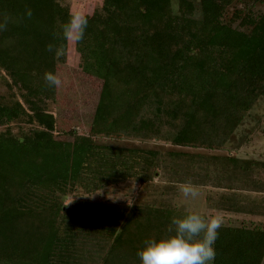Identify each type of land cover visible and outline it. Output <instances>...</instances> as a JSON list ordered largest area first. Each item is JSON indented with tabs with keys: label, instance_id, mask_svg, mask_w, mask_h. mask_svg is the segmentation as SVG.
<instances>
[{
	"label": "trees",
	"instance_id": "16d2710c",
	"mask_svg": "<svg viewBox=\"0 0 264 264\" xmlns=\"http://www.w3.org/2000/svg\"><path fill=\"white\" fill-rule=\"evenodd\" d=\"M68 13L62 0H0V264H141L143 242L189 213L169 196L187 181L218 192L217 211L248 216L223 222L214 264H263L252 217L264 216V162L161 147L222 150L264 96V0H102L84 35L100 86L83 139L58 130L44 80ZM156 180L158 197L76 198Z\"/></svg>",
	"mask_w": 264,
	"mask_h": 264
},
{
	"label": "rangeland",
	"instance_id": "374dc122",
	"mask_svg": "<svg viewBox=\"0 0 264 264\" xmlns=\"http://www.w3.org/2000/svg\"><path fill=\"white\" fill-rule=\"evenodd\" d=\"M102 0H62V4L69 6V13L65 16L62 25L69 19L71 14L84 13L89 16L92 11L99 7ZM172 7L175 9L177 0H171ZM60 46L63 49L62 56L58 59L57 75L61 79V85L57 87V98L53 104H50V110L56 115L58 130L69 129L75 127L77 133L73 136L77 139H83L87 133V129L91 120L92 112L97 100L100 83L91 75V64H87L86 56L88 48L84 38L79 43L71 40L65 41L61 35L60 29ZM91 59V56H90ZM5 76L0 72V98L6 97L7 90L4 85ZM257 125V127H256ZM255 130L253 131V129ZM12 128L17 131V124H13ZM30 129V127H29ZM1 130V129H0ZM55 136V132L52 133ZM56 137L71 139L72 136L57 135ZM100 141L109 143H126L130 144L133 141H117L99 139ZM135 144H140L134 142ZM146 147L162 145L145 144ZM165 146V147H164ZM161 148L191 151L206 155L225 156L231 155L241 159H251L264 162V96L260 97L255 103L249 114L234 131L231 138L225 145L224 149L216 151H207L203 149H185L164 145ZM163 149V150H164ZM260 177L264 178V169L260 170ZM155 187H150V190L144 189L133 183H122L108 187L106 190H101L89 195L76 196L79 200H85L91 203L98 204H124L128 203L133 197L138 198L144 194H149V197H158V189L163 184L160 180L154 182ZM180 186V185H179ZM179 186L175 191L169 194L171 202L189 212H198L204 216L220 215L223 222L238 223L241 218L248 219V216L231 215L217 211L214 208V199L218 196V192L209 187H198L199 196L196 199H186L179 191ZM143 195V196H144ZM249 195V193H248ZM254 195V193H250ZM257 196H260L259 194ZM71 198L66 199V201ZM252 219L262 221L264 224V216H253ZM264 264V263H263Z\"/></svg>",
	"mask_w": 264,
	"mask_h": 264
},
{
	"label": "clouds",
	"instance_id": "9594fccd",
	"mask_svg": "<svg viewBox=\"0 0 264 264\" xmlns=\"http://www.w3.org/2000/svg\"><path fill=\"white\" fill-rule=\"evenodd\" d=\"M25 15L30 18L31 9H26ZM87 27L86 14H71L62 25V38L79 43L83 40ZM47 51L52 53L55 59H59L63 54L62 47L52 43L47 45ZM44 80L50 87L61 85L60 77L53 72H46ZM179 191L186 199L194 200L200 194L198 186L191 181L182 183ZM171 223L173 227L169 234L148 238L143 242V246L137 251L141 264H214V244L218 238V230L223 224L220 215L204 216L193 211L180 218H173Z\"/></svg>",
	"mask_w": 264,
	"mask_h": 264
},
{
	"label": "crops",
	"instance_id": "0c3cea01",
	"mask_svg": "<svg viewBox=\"0 0 264 264\" xmlns=\"http://www.w3.org/2000/svg\"><path fill=\"white\" fill-rule=\"evenodd\" d=\"M220 212H225V213H227L226 211H223V210H220ZM231 215H233V213H231ZM235 215V214H234Z\"/></svg>",
	"mask_w": 264,
	"mask_h": 264
}]
</instances>
